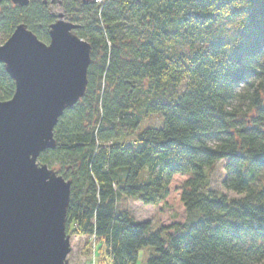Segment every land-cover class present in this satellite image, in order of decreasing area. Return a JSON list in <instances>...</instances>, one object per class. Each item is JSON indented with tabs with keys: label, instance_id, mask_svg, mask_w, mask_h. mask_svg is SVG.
Listing matches in <instances>:
<instances>
[{
	"label": "trees",
	"instance_id": "16d2710c",
	"mask_svg": "<svg viewBox=\"0 0 264 264\" xmlns=\"http://www.w3.org/2000/svg\"><path fill=\"white\" fill-rule=\"evenodd\" d=\"M56 5L91 45L86 92L38 159L72 183L67 234L94 236L103 264L145 248L147 264H264V0L4 1L0 45L20 24L49 43ZM15 91L0 63V100ZM219 164L239 197L211 186ZM123 197L177 212L154 228Z\"/></svg>",
	"mask_w": 264,
	"mask_h": 264
},
{
	"label": "water",
	"instance_id": "95a60500",
	"mask_svg": "<svg viewBox=\"0 0 264 264\" xmlns=\"http://www.w3.org/2000/svg\"><path fill=\"white\" fill-rule=\"evenodd\" d=\"M57 17L49 43L20 24L0 45L16 83L14 96L0 100V264H69L72 183L38 159L55 148L60 117L86 92L91 45L64 13Z\"/></svg>",
	"mask_w": 264,
	"mask_h": 264
},
{
	"label": "rangeland",
	"instance_id": "374dc122",
	"mask_svg": "<svg viewBox=\"0 0 264 264\" xmlns=\"http://www.w3.org/2000/svg\"><path fill=\"white\" fill-rule=\"evenodd\" d=\"M54 8L56 12H61L58 5L54 6ZM147 122L156 123L154 126L160 127L163 123V118L161 115L147 118L146 122L145 120L142 122L140 127L141 130L150 126ZM224 177L225 171L222 164H219L212 175L211 186L217 191L227 194L229 197H239L235 192L223 188L221 183ZM120 203L121 207L128 209L138 221H150L154 225V228L158 227L162 221H167L170 215L177 212L176 209L175 211H170L172 214L168 213V211L164 213L158 206L145 205L139 200L128 197H123ZM178 212H180V210H178ZM70 244L71 251L67 257L69 264H103L102 260L105 256L103 254L107 252L108 249L105 248L101 242L97 241L94 236L72 234ZM150 251V248L142 249L139 253V261L137 264H147Z\"/></svg>",
	"mask_w": 264,
	"mask_h": 264
},
{
	"label": "built area",
	"instance_id": "2783aa9c",
	"mask_svg": "<svg viewBox=\"0 0 264 264\" xmlns=\"http://www.w3.org/2000/svg\"><path fill=\"white\" fill-rule=\"evenodd\" d=\"M96 1H99V2H100V1H102V0H96Z\"/></svg>",
	"mask_w": 264,
	"mask_h": 264
}]
</instances>
